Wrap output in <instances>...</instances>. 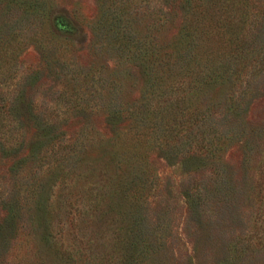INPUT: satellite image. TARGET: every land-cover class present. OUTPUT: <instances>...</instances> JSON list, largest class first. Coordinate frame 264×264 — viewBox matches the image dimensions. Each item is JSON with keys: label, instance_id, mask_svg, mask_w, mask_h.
<instances>
[{"label": "rangeland", "instance_id": "374dc122", "mask_svg": "<svg viewBox=\"0 0 264 264\" xmlns=\"http://www.w3.org/2000/svg\"><path fill=\"white\" fill-rule=\"evenodd\" d=\"M184 1L0 0V264H264V96L185 109Z\"/></svg>", "mask_w": 264, "mask_h": 264}, {"label": "trees", "instance_id": "16d2710c", "mask_svg": "<svg viewBox=\"0 0 264 264\" xmlns=\"http://www.w3.org/2000/svg\"><path fill=\"white\" fill-rule=\"evenodd\" d=\"M181 7L185 11V31L188 37L181 60L182 72L187 80L183 91L185 109L192 103V96H202V84L220 83L227 86L229 83L233 95L226 102L229 108L224 106L225 112H230L242 123V115L246 112L244 103L247 104L252 95L264 96V0H185ZM213 41L223 44L218 57H214L210 49ZM211 58L215 59L217 65L209 68L211 61H214ZM237 94L238 101L235 100ZM214 106V109L219 107ZM206 110L207 107L203 108V111ZM202 114L205 128L211 123L215 126L214 119L207 115V111ZM204 139L208 143L217 140L213 141L208 136ZM128 187L131 188L122 187L123 195L128 192ZM117 194L121 197L120 193ZM132 217V224L140 223L137 215ZM130 231L133 232V229ZM129 240L141 252L146 249L141 232L136 233L135 237L131 235ZM130 257L125 258L124 264H129L127 261Z\"/></svg>", "mask_w": 264, "mask_h": 264}]
</instances>
